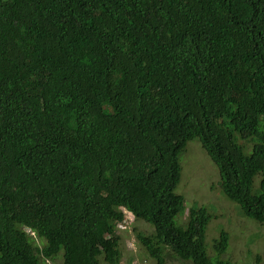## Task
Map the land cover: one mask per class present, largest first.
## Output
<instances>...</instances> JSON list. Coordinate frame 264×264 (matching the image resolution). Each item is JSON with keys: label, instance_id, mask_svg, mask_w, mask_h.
Listing matches in <instances>:
<instances>
[{"label": "trees", "instance_id": "16d2710c", "mask_svg": "<svg viewBox=\"0 0 264 264\" xmlns=\"http://www.w3.org/2000/svg\"><path fill=\"white\" fill-rule=\"evenodd\" d=\"M194 138L264 224V0H0V264H120L126 212L157 264H231L180 222Z\"/></svg>", "mask_w": 264, "mask_h": 264}, {"label": "rangeland", "instance_id": "374dc122", "mask_svg": "<svg viewBox=\"0 0 264 264\" xmlns=\"http://www.w3.org/2000/svg\"><path fill=\"white\" fill-rule=\"evenodd\" d=\"M182 179L176 193L184 196L186 212L180 217L186 223L190 208L205 207L214 218L207 228L208 254L215 256L214 242L222 232L229 235V247L221 256L231 264H264V224L255 222L240 210L239 206L228 200L221 189L220 174L214 161L203 148L198 138L187 143L186 150L180 156ZM126 223L119 225L121 236L122 260L120 264H157L146 249L139 243L138 234L150 235L153 228L142 220H137L126 212ZM35 244L42 246L39 239L31 234ZM166 264H192L183 261L166 248ZM64 252L54 260L41 258L42 264H63Z\"/></svg>", "mask_w": 264, "mask_h": 264}]
</instances>
